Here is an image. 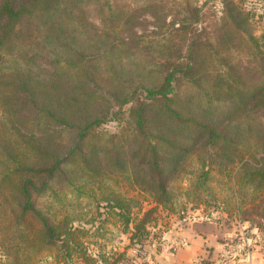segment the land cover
Masks as SVG:
<instances>
[{
  "label": "trees",
  "instance_id": "obj_1",
  "mask_svg": "<svg viewBox=\"0 0 264 264\" xmlns=\"http://www.w3.org/2000/svg\"><path fill=\"white\" fill-rule=\"evenodd\" d=\"M185 1L166 33L153 0H0V264H120L125 251L97 239L121 228L142 243L145 196L168 210L213 201L264 230V139L223 130L264 108V62L252 81H220L214 41L195 40L200 59L192 44L200 5ZM144 7L159 31L133 29ZM227 10L235 33L247 18ZM189 26L182 54L172 41ZM110 115L117 131L99 128Z\"/></svg>",
  "mask_w": 264,
  "mask_h": 264
},
{
  "label": "rangeland",
  "instance_id": "obj_2",
  "mask_svg": "<svg viewBox=\"0 0 264 264\" xmlns=\"http://www.w3.org/2000/svg\"><path fill=\"white\" fill-rule=\"evenodd\" d=\"M153 1L156 5L158 3L164 5L166 11L164 21L168 23L166 33L173 31V22L183 20L180 18L186 13L184 10L187 5L186 1ZM189 1L192 4H199L201 9L199 18L192 23V27L198 30L192 42L198 58L202 57V53L200 45L195 44V40L199 39L200 41L201 38L208 37L214 41V45L207 47L205 57L209 61L218 63L222 74L218 77L220 81L227 80L232 83L233 87H238L240 81H252L257 77L260 63L264 62V0ZM134 3L133 1L130 6L132 7ZM228 6H233L234 12L239 11L241 15L247 18L246 23L241 22L235 33H230L232 23L227 22L230 18ZM143 10L145 12L133 28L135 32L152 34L153 31H159L155 16L148 13L149 8L144 7ZM157 11L158 7L156 8ZM187 29L188 32L185 36H175L172 41L174 48L182 54H186V46L190 37L193 36L194 29H190V26ZM216 31L221 33L218 38L214 35ZM248 33L255 37L254 41L247 39L249 38ZM241 36L243 39L239 43ZM180 53L176 54L175 57ZM226 72L227 74L224 75ZM228 103L229 100L223 95V100L217 103V110L222 109ZM128 105L130 103L123 107L126 108ZM246 108L248 110L245 113L239 108L237 117L228 123L223 130L231 135L235 133L232 125L242 127L249 124L253 131H258L257 139H264V108L260 104L253 105V103H249ZM112 109L114 111L118 107L114 106ZM119 127L120 122L113 118V115H110V118L99 126L100 129L109 132L117 131ZM237 137L241 140V136L238 135ZM250 139L252 144L254 136H251ZM142 199L143 208L155 206V210L151 213L155 217L154 225L149 228V235L142 243H130L128 234L123 232L121 228H115L111 233H107V239H97V243H102V246L106 245L108 249L114 247L117 251H125V258L120 264H180L185 261L186 264H264V230L251 225L248 221L239 220L233 214H227L221 208L222 206H219L220 204L217 205L213 201L201 202L198 205L186 202L183 209L179 207L176 210H168L157 205L148 196ZM81 223L78 220L73 221L74 225ZM85 225V227H91L87 223ZM187 227H195L200 231L213 233L220 241V243H216L215 240L214 243L221 250L213 251L214 246L206 245L205 256H197L192 259L193 261L178 258L179 263L177 255H181L183 244L188 239L187 232H185ZM91 247L95 251L98 249L94 244Z\"/></svg>",
  "mask_w": 264,
  "mask_h": 264
},
{
  "label": "crops",
  "instance_id": "obj_3",
  "mask_svg": "<svg viewBox=\"0 0 264 264\" xmlns=\"http://www.w3.org/2000/svg\"><path fill=\"white\" fill-rule=\"evenodd\" d=\"M185 232H187L186 234L188 235V239L183 244V248L181 249V252H180L181 255H177V261L179 263H180V260H192V259H195V257L197 256L198 257L205 256V252L207 250L206 245L214 246L215 249H213V251L221 250L214 243L215 240H216V243L217 242L220 243V241L210 231H203V230L200 231L195 227L194 228L187 227ZM180 264H186V261ZM193 264H196V263H193Z\"/></svg>",
  "mask_w": 264,
  "mask_h": 264
}]
</instances>
